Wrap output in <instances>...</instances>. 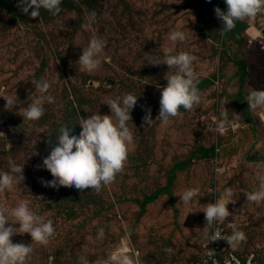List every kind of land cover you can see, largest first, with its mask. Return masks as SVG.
Instances as JSON below:
<instances>
[{
  "label": "rangeland",
  "instance_id": "rangeland-1",
  "mask_svg": "<svg viewBox=\"0 0 264 264\" xmlns=\"http://www.w3.org/2000/svg\"><path fill=\"white\" fill-rule=\"evenodd\" d=\"M201 1L209 2L61 0L59 14L41 9L35 19H30L31 9L28 14L22 11L19 0L0 2V133L4 134L0 136V172H10L11 159L24 165L25 177L22 183H14L12 190L0 193V207H7L10 214L13 207L25 201L36 215L52 220L55 228L46 245L32 241L27 233L12 237L14 243L32 246L25 264H57L58 260L60 264H82L81 258L97 264L122 240L131 255L139 253L140 264H198L208 258L207 250L213 248L208 237L214 228L221 226L225 236H230L232 225L245 233L246 240L235 248L226 241L218 242L219 257L232 251L243 264L252 255L253 264H264V201L246 199L247 193L264 183V124L256 125L255 137H241L240 129L248 128L249 123L236 113L237 106H231V97L223 92L237 93L239 77L234 74V59L246 58L245 37L236 26L222 34L221 21L199 24L193 3ZM92 12L96 13L95 20L86 30L81 26L89 22ZM101 28L104 37L100 38L97 29ZM256 29L263 30L261 26ZM93 30V36L87 35ZM176 30L185 34L184 41L169 40V33ZM86 37L88 42L93 37L103 40L105 47L97 57L99 68L89 73L94 77L85 86L92 93L88 92L91 94L82 107L74 104L83 111L80 118L93 113L111 115L106 104L109 99L128 93L138 98L131 111L132 121L128 122L134 140L127 160L115 180L99 192L90 188L57 189L43 183L53 179L42 162L57 142L59 129L67 125L74 127L73 134L81 131L80 122L69 123L71 111L67 108L72 106L65 105L62 95L67 91L70 98H75L68 82L72 77L57 53L61 50L67 56L85 44ZM253 38L249 44L260 46L254 62L263 67L264 31L260 39ZM180 52L197 58L193 69L199 83L213 79L214 73L217 79L198 89L200 102L192 110L181 108L180 115L163 124L156 120L161 89L167 85L166 74L178 71L165 64V55ZM41 80L49 82L44 95L53 96L54 103H44V115L39 120H26L19 108L42 95L36 89ZM13 94L19 100L15 109L6 107L5 101ZM149 109L155 122L148 127L143 125V118ZM225 109L229 120L220 133L217 124ZM259 109L258 115L264 121V109ZM232 130L233 141L222 149L219 137L224 139ZM209 137L216 145L213 157L201 154ZM248 155H260L262 161L250 162ZM187 160L189 165L178 170ZM217 169L223 171L218 173ZM169 174H175L171 194L165 192L154 201H146L142 210L145 196L161 190ZM190 188L199 189V193L185 204L180 197ZM225 189L232 190L238 212L204 229V208L219 199ZM101 228L105 235L97 239ZM126 233H130L127 239ZM207 240L206 249L203 246ZM50 251L53 254L43 259Z\"/></svg>",
  "mask_w": 264,
  "mask_h": 264
},
{
  "label": "clouds",
  "instance_id": "clouds-1",
  "mask_svg": "<svg viewBox=\"0 0 264 264\" xmlns=\"http://www.w3.org/2000/svg\"><path fill=\"white\" fill-rule=\"evenodd\" d=\"M210 2V0H209ZM61 0H19V6L25 14L31 9V18L40 16L41 9L51 12L53 15L61 12ZM225 9L219 7L214 9L217 18L222 22L221 32L227 33L233 30L237 21L248 19L249 22L255 19L258 13L264 11V0H225ZM96 13L89 15V22L81 27L86 30L91 27L95 20ZM254 29V28H253ZM256 32V29H254ZM172 42L184 41L185 34L182 31H172L168 36ZM251 39H254L253 36ZM256 39V38H255ZM105 42L93 37L86 48L82 50L79 58L81 70L88 73L96 71L100 66L98 55L103 51ZM170 52V50H169ZM197 58L188 52L165 55V64L175 67L178 71L175 74H166L167 85L161 89L159 115L156 120L167 124L170 118L180 115V109L190 111L195 104L200 102V93L197 87L199 83L193 69V62ZM50 84L41 80L36 83V89L42 95L34 99L27 107H20L19 112L23 118L30 121L39 120L44 115V103H54V97L44 95L48 93ZM138 98L128 93L122 97L107 100L111 115H100L93 113L87 118H80L78 135L74 133V127L67 125L59 129L57 142L48 156L43 159L42 166L50 172L53 177L50 181H43L44 185L52 188L75 187L78 190L94 189L97 192L102 186L111 184L116 175L123 169L127 160L128 148L133 143L134 136L128 126L132 121L131 111L137 105ZM6 107H15L18 98L15 94L5 99ZM247 103L250 110L264 109V90H252L248 94ZM222 120L217 124V131H225V123L229 120V112L221 114ZM235 115V114H234ZM115 118V120H114ZM155 121L151 117L149 109L143 118V125L151 126ZM0 136H4L0 133ZM10 172H0V193L13 189L14 183H22L25 179L24 165L9 160ZM217 169V172H222ZM199 193V189L190 188L184 191L180 200L185 204L189 203ZM246 199L251 202L264 201V183H261L258 190L246 194ZM231 189H225L221 197L214 203H208L203 210L206 227L213 228L216 222L223 223L230 212L228 205L234 204ZM11 216V220L9 219ZM19 225V227H16ZM233 232L230 236H222L219 228H214L208 239L211 242L224 240L230 247H237L246 240L243 231L237 230L232 225ZM29 234L32 241L46 245L49 238L55 233L52 220L45 221L43 217L36 215L28 203L21 201L13 207L9 214L7 207H0V264H25L26 258L33 251L31 245L14 243L12 237L17 234ZM104 229L98 230L97 239L104 237ZM130 237L126 233L125 239ZM207 245L205 248L207 249ZM166 251H171L170 249ZM131 249L122 240L121 245L114 251L109 252L103 261L97 264H140L139 253L131 255ZM209 257L215 256L214 250H207ZM82 259V264L89 262Z\"/></svg>",
  "mask_w": 264,
  "mask_h": 264
},
{
  "label": "trees",
  "instance_id": "trees-1",
  "mask_svg": "<svg viewBox=\"0 0 264 264\" xmlns=\"http://www.w3.org/2000/svg\"><path fill=\"white\" fill-rule=\"evenodd\" d=\"M0 2H3V0H0ZM193 6L195 7L194 14L196 15V19L199 24L207 26L211 23H216V21L220 22V20L217 18L214 9L216 7H219L221 10L225 9V0H216L215 3H213V0L211 2H200V3H193ZM31 19V16H30ZM201 27V26H200ZM214 27V26H213ZM236 27L243 30V36L245 37V51H246V58L238 57L234 59V65L236 68L235 75L239 77L238 84H237V93L236 95H233L228 90H224L223 92L227 95H229L228 98L231 97L230 105L231 106H237L238 110L236 113L244 117L245 120L249 123L248 128L240 129L241 137L243 134H245L244 138L248 137H255L256 133H258V124L262 123L264 124V121L261 119V117L258 115L259 108L256 110H250V107L247 103V97L250 91L252 90H264V66H259L257 63L254 62V55L258 54V51L260 50V46L258 43L249 44V40H252L253 31H255L252 27L249 26L248 22L245 20L237 21ZM98 34L100 38L103 36L102 28L97 29ZM94 30L87 33V35L93 36ZM104 37V36H103ZM83 42V40H82ZM88 39L85 38V44L82 43L81 47H78L76 50H73L72 53H68L67 56L63 55V51H58L57 58L62 60V64H64V69L66 70L68 76H71L72 79L68 78V82L71 85L72 92L75 96V98H70L69 92L65 91V96L62 95V100L65 101V105L72 106L71 108H67L71 111V121H69L70 124L79 123L80 121L75 122L76 120H79L81 114L83 111L78 110L79 107L83 106V104L87 101L88 96L92 93L93 90L85 89V86L88 84V81L94 77L90 76V74L86 71L81 70V66L79 65L78 61L80 56L82 55V50L88 46ZM72 46V45H71ZM230 53L226 54V56H229ZM71 58V62L68 61V59ZM214 78L217 79L216 73H214ZM221 76V75H220ZM213 79H207L197 84L198 89H202L206 86L214 84L215 80ZM99 90V89H95ZM103 90V89H100ZM88 92H91L88 94ZM234 93V92H233ZM78 103L79 107L77 105H74ZM220 107V106H219ZM257 125V127H256ZM231 134L233 136H231ZM235 134H233V130L230 133H227L226 137L222 139V137H219L220 140V147L227 148L229 145L225 143L232 142L234 139ZM208 144L203 147L201 150V154L203 152V156L206 157H213L214 154H216V145L214 143V138L209 137L207 139ZM234 143V142H233ZM218 151L219 150L217 149ZM260 155H253V156H247V160L250 162L255 161H262L259 157ZM185 165H189V160H187L186 163H183V165L178 166V170H181L185 167ZM175 173L177 172L175 169L173 170ZM174 175V176H173ZM175 179V174H169L168 176V182L166 185L162 187L161 190L156 191L152 195L145 196V201L141 203L142 210L145 207V203L148 201H154L156 200L160 195H163L165 192L167 194H171L169 189L173 185ZM147 201V202H146ZM239 208L231 209L230 216H235V214L238 212ZM208 240L206 241L207 244ZM224 240L221 242L223 243ZM222 245V244H221ZM205 248V246H203ZM53 252L50 251L47 253L43 259H47L49 255H52ZM27 259V258H26ZM205 259V258H204ZM60 260H58L57 264H60Z\"/></svg>",
  "mask_w": 264,
  "mask_h": 264
},
{
  "label": "built area",
  "instance_id": "built-area-1",
  "mask_svg": "<svg viewBox=\"0 0 264 264\" xmlns=\"http://www.w3.org/2000/svg\"><path fill=\"white\" fill-rule=\"evenodd\" d=\"M257 20L259 21V24L256 23ZM245 21H247L248 24L254 29H256L257 26H261L263 28V30H257L256 29V33L258 36L255 38L260 39L262 37V31H264V11L258 13L257 16L255 17V19L252 20L251 22H249L248 19H245ZM235 205H236V202L234 204L230 203L227 206L228 210L230 211L231 209H236L237 207ZM230 224H234V223L231 222ZM216 228H219L221 230V235L225 236V233H224L225 230L223 227L220 226V227H216ZM221 241L222 240L210 242V245L212 244V246H213L212 250L215 251V256L214 257L208 256L207 259L205 258L201 263H198V264H243L241 259L239 258V256L232 251L225 254L222 258L219 257L217 243L221 242ZM253 259H254L253 255L248 257L246 259L245 264H253Z\"/></svg>",
  "mask_w": 264,
  "mask_h": 264
},
{
  "label": "bare ground",
  "instance_id": "bare-ground-1",
  "mask_svg": "<svg viewBox=\"0 0 264 264\" xmlns=\"http://www.w3.org/2000/svg\"><path fill=\"white\" fill-rule=\"evenodd\" d=\"M253 36H254V37H257V36H258L257 33H256L255 31H253Z\"/></svg>",
  "mask_w": 264,
  "mask_h": 264
}]
</instances>
